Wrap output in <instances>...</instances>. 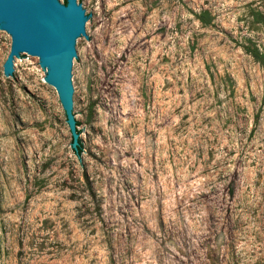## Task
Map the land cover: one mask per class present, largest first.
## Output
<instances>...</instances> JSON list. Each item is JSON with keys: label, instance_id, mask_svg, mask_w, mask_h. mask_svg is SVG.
Segmentation results:
<instances>
[{"label": "rangeland", "instance_id": "1", "mask_svg": "<svg viewBox=\"0 0 264 264\" xmlns=\"http://www.w3.org/2000/svg\"><path fill=\"white\" fill-rule=\"evenodd\" d=\"M77 2L79 155L0 29V264H264V0Z\"/></svg>", "mask_w": 264, "mask_h": 264}, {"label": "water", "instance_id": "2", "mask_svg": "<svg viewBox=\"0 0 264 264\" xmlns=\"http://www.w3.org/2000/svg\"><path fill=\"white\" fill-rule=\"evenodd\" d=\"M92 22L77 0H0V29L10 36L3 74L18 73V59L31 56L46 69L57 92L76 152L75 60L80 40L91 38Z\"/></svg>", "mask_w": 264, "mask_h": 264}, {"label": "trees", "instance_id": "3", "mask_svg": "<svg viewBox=\"0 0 264 264\" xmlns=\"http://www.w3.org/2000/svg\"><path fill=\"white\" fill-rule=\"evenodd\" d=\"M66 0H63V3H65ZM207 12H203L202 16L200 17L201 21L206 22V20L204 19V16L206 15ZM250 53L252 54V56L259 62V64L262 66L263 71H264V48L260 49L259 47H257L256 45H254V47L252 49H250ZM262 103L264 104V95H263V99H262ZM76 125H79V122L76 120ZM78 133L79 130H77ZM82 152V145L80 143V139H79V145H78V149L75 152L76 155H79Z\"/></svg>", "mask_w": 264, "mask_h": 264}]
</instances>
